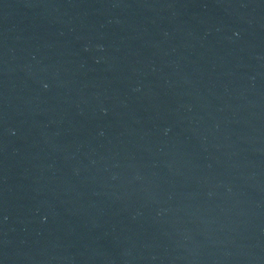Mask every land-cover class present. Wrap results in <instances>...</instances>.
Returning <instances> with one entry per match:
<instances>
[{
	"label": "water",
	"instance_id": "water-1",
	"mask_svg": "<svg viewBox=\"0 0 264 264\" xmlns=\"http://www.w3.org/2000/svg\"><path fill=\"white\" fill-rule=\"evenodd\" d=\"M0 264H264V0H0Z\"/></svg>",
	"mask_w": 264,
	"mask_h": 264
}]
</instances>
